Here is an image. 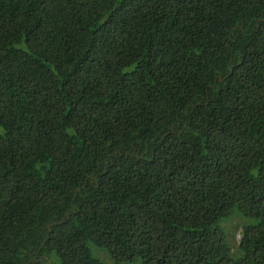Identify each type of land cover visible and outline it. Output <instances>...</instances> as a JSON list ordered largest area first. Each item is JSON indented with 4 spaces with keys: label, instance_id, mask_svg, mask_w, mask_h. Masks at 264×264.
<instances>
[{
    "label": "trees",
    "instance_id": "16d2710c",
    "mask_svg": "<svg viewBox=\"0 0 264 264\" xmlns=\"http://www.w3.org/2000/svg\"><path fill=\"white\" fill-rule=\"evenodd\" d=\"M134 261L264 264V0H0V264Z\"/></svg>",
    "mask_w": 264,
    "mask_h": 264
},
{
    "label": "rangeland",
    "instance_id": "374dc122",
    "mask_svg": "<svg viewBox=\"0 0 264 264\" xmlns=\"http://www.w3.org/2000/svg\"><path fill=\"white\" fill-rule=\"evenodd\" d=\"M241 220H243V221H245L246 222V219L245 218H243V217H240L239 215H237ZM229 219V217L228 218H226V219H224V220H222L221 222H220V226L222 227V229H223V231L224 232H226V229L223 227L224 226V222L225 221H227ZM238 237V230L235 232V239ZM110 264V263H109ZM126 264H140L139 263V261H134V262H131V263H126Z\"/></svg>",
    "mask_w": 264,
    "mask_h": 264
}]
</instances>
